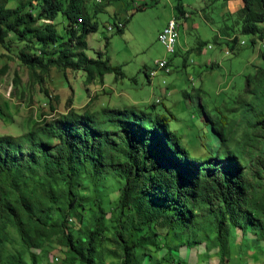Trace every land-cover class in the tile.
Instances as JSON below:
<instances>
[{
  "label": "trees",
  "instance_id": "obj_1",
  "mask_svg": "<svg viewBox=\"0 0 264 264\" xmlns=\"http://www.w3.org/2000/svg\"><path fill=\"white\" fill-rule=\"evenodd\" d=\"M241 1L236 10L239 31L251 34L252 44L255 37L264 42V0ZM86 3L29 0L14 7L0 3V45L15 50V57L31 75L55 67L82 71L86 83L106 73L124 76L120 66L111 65L100 52L96 58L86 54L87 36L97 30ZM176 10L187 18L179 2ZM58 14L66 20L64 37L54 22ZM122 30L117 27L118 32ZM230 41L236 43L237 37ZM260 57L264 64V50ZM244 80V91L262 106L253 125L260 132L252 138L260 145L254 173L259 176L264 170V65ZM198 104L218 138L225 140L226 132L216 128L202 102ZM67 106L20 135L0 134V264L15 263V255L6 250L12 239L9 228L30 251L34 264L35 251L42 252L44 243L55 240L68 261L93 264L99 229L82 239L66 225L80 216L77 208L87 200L80 192L94 175L113 174L123 180L117 197L119 227L114 234L123 252L121 264H142L137 254L152 245L150 240L158 235L155 228L165 230L163 240L169 250L212 238L220 254L218 264L228 260L230 227L264 229V184L255 195V177L247 171V160L240 152L204 158L190 155L165 113L152 114L135 106L77 111L71 98ZM141 226H146V235L136 236Z\"/></svg>",
  "mask_w": 264,
  "mask_h": 264
},
{
  "label": "rangeland",
  "instance_id": "obj_2",
  "mask_svg": "<svg viewBox=\"0 0 264 264\" xmlns=\"http://www.w3.org/2000/svg\"><path fill=\"white\" fill-rule=\"evenodd\" d=\"M28 1L0 0V3L14 7ZM97 1L86 3L97 22V30L87 36L85 52L94 58L100 52L111 65L120 66L124 76L115 78L114 73H106L86 83L82 71H60L55 67L46 73L31 75L15 57V50H6L0 45V134L20 135L43 117L52 119L68 109V98L77 111L135 106L152 114L165 113L170 117V127L181 134L190 155L204 158L226 155V151L240 152L247 160V171L255 177L257 195L264 184V170L259 176L254 174L259 167L260 145L252 138L260 132L253 125L262 106L244 91V76L264 65L260 57L264 42L255 37L256 42L252 44L253 36L239 31L236 11H231L223 0ZM178 2L189 15L186 19L176 10ZM138 6L142 8L138 10ZM94 8L99 10L94 13ZM172 18L177 22L175 53L167 52L158 40L160 31ZM54 22L57 32L64 34L65 18L58 14ZM118 25L123 27L122 32L117 31ZM233 37H237L234 44L230 41ZM162 59L168 63V72L156 67V62ZM209 60L213 62L212 67ZM153 69L155 75L149 76ZM198 96L215 127L226 132L225 140L218 138L202 114ZM122 184L123 180L113 174L88 178L84 191L80 192L87 197L84 205L77 208L80 216L66 225L75 237L82 239L92 229H99L101 234L94 241L93 264L122 262L123 252L114 235L119 227L117 197ZM155 229L158 235L150 240V248L142 247L137 254L142 264L219 263L220 254L212 238L169 250L163 240L165 230ZM9 230L12 239L6 250L15 255L14 264H34L17 233L12 228ZM139 230L136 236L146 235V226ZM263 235L264 229L249 225L230 227L228 260L221 264H264ZM42 247V252L35 251V264H79L67 260L63 246L56 240Z\"/></svg>",
  "mask_w": 264,
  "mask_h": 264
},
{
  "label": "built area",
  "instance_id": "obj_3",
  "mask_svg": "<svg viewBox=\"0 0 264 264\" xmlns=\"http://www.w3.org/2000/svg\"><path fill=\"white\" fill-rule=\"evenodd\" d=\"M185 18L188 17V13H184ZM123 25V23L121 22ZM171 25H177L176 19L172 18L170 19L166 25L163 27V29L160 31L158 35V40L165 46V49L169 53H174L175 52V45H176V36L171 32ZM156 67L159 69H165L166 72L169 71L167 67V61L165 59L158 60L156 62ZM155 70L154 74L155 75ZM158 100V99H157Z\"/></svg>",
  "mask_w": 264,
  "mask_h": 264
},
{
  "label": "crops",
  "instance_id": "obj_4",
  "mask_svg": "<svg viewBox=\"0 0 264 264\" xmlns=\"http://www.w3.org/2000/svg\"><path fill=\"white\" fill-rule=\"evenodd\" d=\"M227 3H228V5H229V7H230V10L231 11H236V10H238L241 6H242V1L241 0H229V1H227ZM211 62V63H210ZM208 64L210 65V64H213V62L212 61H208ZM194 92H196V90H194ZM199 95V94H198ZM197 102L198 103H200L201 102V99L200 98H198V100H197Z\"/></svg>",
  "mask_w": 264,
  "mask_h": 264
},
{
  "label": "bare ground",
  "instance_id": "obj_5",
  "mask_svg": "<svg viewBox=\"0 0 264 264\" xmlns=\"http://www.w3.org/2000/svg\"><path fill=\"white\" fill-rule=\"evenodd\" d=\"M118 26H120V25H118ZM171 32H173V34H176V25H171ZM176 42H177V39H176ZM153 74H154V69L151 71L150 76H153ZM158 101L159 100H157V102Z\"/></svg>",
  "mask_w": 264,
  "mask_h": 264
}]
</instances>
